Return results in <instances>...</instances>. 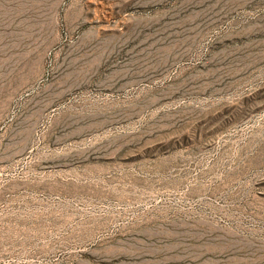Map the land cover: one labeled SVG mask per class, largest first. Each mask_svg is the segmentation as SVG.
I'll use <instances>...</instances> for the list:
<instances>
[{"label":"rangeland","instance_id":"374dc122","mask_svg":"<svg viewBox=\"0 0 264 264\" xmlns=\"http://www.w3.org/2000/svg\"><path fill=\"white\" fill-rule=\"evenodd\" d=\"M0 264H264V0H0Z\"/></svg>","mask_w":264,"mask_h":264}]
</instances>
